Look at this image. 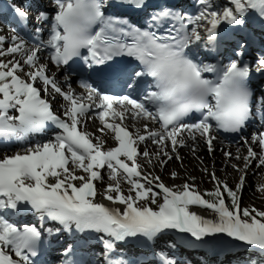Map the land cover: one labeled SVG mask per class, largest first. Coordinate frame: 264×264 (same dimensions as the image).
Wrapping results in <instances>:
<instances>
[{"label":"snow or ice","instance_id":"1","mask_svg":"<svg viewBox=\"0 0 264 264\" xmlns=\"http://www.w3.org/2000/svg\"><path fill=\"white\" fill-rule=\"evenodd\" d=\"M41 8L37 0L0 5V23L19 25L0 35V264H45L39 258L62 233L76 238L63 264H177L169 231L186 234L188 247L252 248L243 264H264V211L242 208L238 195L252 162L264 167V131L235 157L244 161L232 166L241 173L235 188L215 173L212 191L170 187L139 162L155 156L163 167L173 159L167 149L180 159L186 140L201 139L212 152L220 132L264 121V90L257 96L250 83L253 72L264 76V0H191L190 9L169 0H53L51 12ZM129 10L141 15L133 21ZM253 27L262 33L254 61L244 59L241 41L227 63L205 60ZM93 110L100 135L86 130ZM49 129L46 141L30 139ZM108 133L113 144L105 147ZM104 172L109 182L98 192ZM28 214L39 223L16 219Z\"/></svg>","mask_w":264,"mask_h":264},{"label":"rangeland","instance_id":"2","mask_svg":"<svg viewBox=\"0 0 264 264\" xmlns=\"http://www.w3.org/2000/svg\"><path fill=\"white\" fill-rule=\"evenodd\" d=\"M42 6H46L47 0H37ZM1 28L3 29V33H0V35L11 34L8 29L4 27L3 23H0ZM13 35V34H12ZM7 37V36H6ZM256 55L254 56L253 60L255 59ZM3 59L7 60L10 59V57H4ZM253 66L254 63H253ZM54 69V68H53ZM55 70V69H54ZM60 78L63 77L60 73L57 74ZM62 101L66 104L65 101L62 100L60 97H56V99L53 101ZM54 106V104H53ZM55 110H59L58 107L54 106ZM95 110L89 115L88 120L90 117L94 116ZM98 126V127H97ZM96 128H93L91 126H87V131L92 133L93 135H100V133L97 131V128L101 127L100 121H97ZM130 130H132L130 128ZM254 131V127L251 126L248 128L247 132L240 138L232 140V141H223L221 139H218L223 144H233L237 143L239 145L240 149L232 154L231 157H227L226 160H220L214 161V163L219 167L217 169H202L198 173H191L186 172L185 170H181L182 172L177 175V177L174 179L169 171H167L166 167H162L160 163L158 162V159L155 156H152V163H147V160L143 157L140 158L139 162L143 165L144 171L147 174H150L152 176H160L161 180L168 186H180L183 183H190L193 184L196 189H198L201 193L212 191L214 190L215 181L212 180V173H215V176L222 182H227L229 187L235 188L236 184L239 181V177L241 175L240 172L236 171L232 166L238 165L239 167L243 168L244 161L243 160H237L235 157L239 154L241 156L247 155V148L249 144L245 143V140H248L249 143L251 141V135ZM111 133H108L107 136L104 137L106 140L105 147L112 146L113 142L110 139ZM36 141H41L39 139H36ZM193 144L199 148V151L197 153L204 155L208 160H213L215 155H219L215 151V149L212 152H209L204 141L203 140H196L193 142ZM145 149V145H140V151L143 152ZM184 148L177 146V152L179 154L180 159H176L174 156V163H176L177 166H182L184 162V155L181 153V150ZM147 150L150 153H155L158 150V146L152 145L150 142L147 145ZM169 153L174 154L171 152V148L167 149ZM257 152L260 151L259 148H255ZM11 154V152H9ZM175 155V154H174ZM160 159H164L163 157H160ZM165 160V159H164ZM186 161V159H185ZM248 174L246 176V181L243 190L238 193L239 196H241V207L242 208H255L259 211H264V192L259 191V187L261 185H264V167L258 166V161H253L252 164L248 168ZM103 175L105 176V182L97 183V190L102 191L103 188L106 186V184L109 182L107 180V173L104 172ZM194 178V179H193ZM125 192L127 191V185H123ZM238 257V256H237ZM236 257V258H237ZM234 258V259H236ZM185 264H188V261H186Z\"/></svg>","mask_w":264,"mask_h":264},{"label":"bare ground","instance_id":"3","mask_svg":"<svg viewBox=\"0 0 264 264\" xmlns=\"http://www.w3.org/2000/svg\"><path fill=\"white\" fill-rule=\"evenodd\" d=\"M46 1V0H44ZM38 3V2H37ZM40 4V3H39ZM36 7V4L34 3L33 5V8L35 9ZM53 7V0H50L49 3H48V8H51ZM3 29L1 28L0 26V33H3ZM12 34H6V36H11ZM53 72L57 75L58 73L55 72V70L53 69ZM58 76V75H57ZM59 77V76H58ZM59 81L60 82H63V77H59ZM77 85L76 84H73V87H76ZM83 90L80 89L78 91V94L79 92H82ZM59 97V96H57ZM54 106L58 107L59 110H60V113H62L63 111V105L65 103H63L62 101H55L54 103ZM94 111V110H93ZM97 121L98 119L96 118L95 114L94 116L90 117V119L87 121V126H91L93 128H96L97 126ZM130 125V128L132 129V131H135V128L136 127H140V124L138 121H127ZM98 127V126H97ZM98 129V128H97ZM258 131H264V121H261L259 116H257L255 119H254V131L253 132H258ZM46 138H48V136H45ZM185 137H187V133H185ZM32 141L34 139V137H31L30 138ZM199 140V139H198ZM201 140V139H200ZM239 141H237L236 143H233V144H223L221 143L220 141H218V138L217 140L214 142V149L217 153H219V155H215L214 159L213 160H208L204 155H201L199 153H197V151H199V148L196 147L194 144H193V141L192 140H186V144L187 146L185 147H182L184 148L183 150H181V153L184 155V162H183V165L182 166H177L176 163H174V154H171L169 153L170 155L173 156V159H171L170 161H167V164L163 167H166L167 168V171L171 173L175 172L177 174H180L183 170H185L186 172H191V173H198L200 170L202 169H217L219 168L215 163L214 161H219L220 160H226V158L228 156H226L224 153L225 152H230L231 154H233L234 152L238 151L240 149L239 145H237ZM156 146V145H155ZM195 148L196 149V152L195 154L193 153L192 149ZM163 157V156H161ZM165 160H167V157H163ZM186 159V161H185ZM182 170V171H181ZM97 199L100 200L101 197L98 195L97 196ZM104 203L108 204L109 202L108 201H103ZM193 210H196L198 212H202L201 210L199 209H196V208H193ZM202 214L204 215H208L207 212H202ZM48 226V225H46ZM50 227V226H49ZM186 245V244H185ZM129 246H127L128 248ZM130 250H133L132 248H130ZM229 262V259H227L224 264L228 263Z\"/></svg>","mask_w":264,"mask_h":264},{"label":"trees","instance_id":"4","mask_svg":"<svg viewBox=\"0 0 264 264\" xmlns=\"http://www.w3.org/2000/svg\"><path fill=\"white\" fill-rule=\"evenodd\" d=\"M229 201V203H230V200H228Z\"/></svg>","mask_w":264,"mask_h":264}]
</instances>
